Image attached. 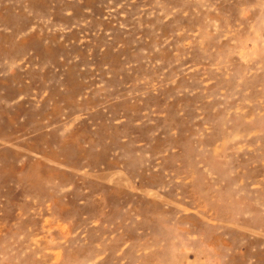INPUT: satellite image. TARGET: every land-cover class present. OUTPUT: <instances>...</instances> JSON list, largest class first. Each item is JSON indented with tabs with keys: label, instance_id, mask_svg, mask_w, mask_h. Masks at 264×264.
I'll return each mask as SVG.
<instances>
[{
	"label": "rangeland",
	"instance_id": "1",
	"mask_svg": "<svg viewBox=\"0 0 264 264\" xmlns=\"http://www.w3.org/2000/svg\"><path fill=\"white\" fill-rule=\"evenodd\" d=\"M0 264H264V0H0Z\"/></svg>",
	"mask_w": 264,
	"mask_h": 264
}]
</instances>
